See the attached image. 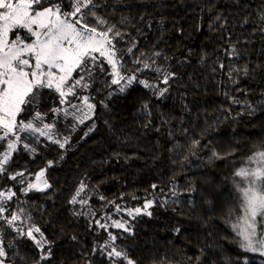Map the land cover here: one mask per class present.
Returning a JSON list of instances; mask_svg holds the SVG:
<instances>
[{
  "label": "trees",
  "instance_id": "16d2710c",
  "mask_svg": "<svg viewBox=\"0 0 264 264\" xmlns=\"http://www.w3.org/2000/svg\"><path fill=\"white\" fill-rule=\"evenodd\" d=\"M99 2L98 14L124 34L118 48L135 43V57L143 54L175 76L160 84L168 88L161 98L134 84L105 109L101 93L94 130L92 121L72 130L61 120L58 127L69 137L64 149L44 142L36 155L23 149L13 155L9 172L47 169L51 188L27 196L15 181L0 179V190L12 187L52 241V256L41 264H109L100 251L108 232L118 234L117 245L135 264H264L243 251L231 226L238 212L231 174L242 156L264 149V0ZM133 58L124 59L130 68ZM53 99L45 98L43 111ZM81 182L95 218L126 221L129 232L105 231L95 218L75 214L83 209L69 201ZM146 200L153 201L150 216ZM115 205L124 211L116 213ZM137 207L139 215L126 214ZM15 236L4 231L6 243ZM15 243L9 261L34 264L39 252L32 242Z\"/></svg>",
  "mask_w": 264,
  "mask_h": 264
},
{
  "label": "snow or ice",
  "instance_id": "6c2138e0",
  "mask_svg": "<svg viewBox=\"0 0 264 264\" xmlns=\"http://www.w3.org/2000/svg\"><path fill=\"white\" fill-rule=\"evenodd\" d=\"M100 7L99 0H0V179L15 181L21 186L19 191L23 196L31 191L43 192L51 185L46 179V168L27 175V169L9 172L14 154L23 149L36 155V145L44 142L64 149L69 137L58 127L61 120L68 121L72 130L92 121L89 132L94 130L96 96L101 93L104 98L99 104L107 109V101L126 94L134 84L157 98L164 97L168 88H161L160 84L169 85L174 79L175 74L157 65L155 60L145 59L143 54L135 57V43L126 51L118 48L124 34L98 14ZM231 51L235 53L234 48ZM126 55L134 57L132 68L124 62ZM220 67L225 66L221 63ZM244 72L247 74L246 67ZM144 73L155 76L145 77ZM228 76L233 78L231 72ZM53 96L51 106L43 111V101ZM148 107L144 102L141 110L147 112ZM212 156L221 158L215 151ZM253 163L257 166H242L234 173L247 186L237 185L243 215L231 226L243 251L264 257V151L248 158L247 164ZM52 166L53 161H47V168ZM86 188L81 182L69 203L82 207L83 211L75 214L95 218L96 212L89 204L91 197L83 195ZM152 188L156 189V185ZM26 203L12 187L0 190V264H14V260L9 261V249L15 251V241L19 238L31 241L39 252L34 264L52 256V241L35 223ZM152 206V200H146L143 205L149 216L151 212L147 209ZM115 211L124 210L115 205ZM141 212L139 207L126 210L128 216ZM103 219L95 218L94 222L105 231L110 226L130 231L126 221L112 220L109 216L106 217L111 220L109 225ZM5 230L16 233L7 243ZM117 239L118 234L108 232L100 248L109 264H135L127 251L117 245Z\"/></svg>",
  "mask_w": 264,
  "mask_h": 264
},
{
  "label": "rangeland",
  "instance_id": "374dc122",
  "mask_svg": "<svg viewBox=\"0 0 264 264\" xmlns=\"http://www.w3.org/2000/svg\"><path fill=\"white\" fill-rule=\"evenodd\" d=\"M260 151H264V149H256V150H253L252 152H250L249 153V155L248 156H246V157H243L242 156V158L239 160V162L237 163V166H236V171L240 168V167H242V166H248V167H256L257 165L256 164H247V161H248V158L249 157H251V156H253L254 154H256V153H258V152H260ZM234 164H235V162H234ZM236 171H234V172H232V174H231V178H232V185H233V187H234V190H235V193H236V195H237V197H238V212H237V217H236V219L233 221V223H236L237 222V218L239 217V216H242L243 215V213H242V211H241V193L238 191V189H237V185L239 184L241 187H246L247 185H246V182L245 181H242L241 180V178L240 177H237V176H235L234 175V173L236 172ZM259 219V218H258ZM232 223V224H233ZM258 228H259V231H260V225L258 224V227H257V231H258ZM233 229V228H232ZM234 232V231H233ZM236 234V233H235ZM252 254H255V256H257L256 258H255V260L254 261H257L258 263H264V257H260L258 254H256V253H252Z\"/></svg>",
  "mask_w": 264,
  "mask_h": 264
}]
</instances>
